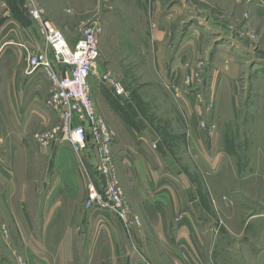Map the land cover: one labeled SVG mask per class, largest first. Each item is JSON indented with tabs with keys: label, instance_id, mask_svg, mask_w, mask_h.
I'll use <instances>...</instances> for the list:
<instances>
[{
	"label": "rangeland",
	"instance_id": "374dc122",
	"mask_svg": "<svg viewBox=\"0 0 264 264\" xmlns=\"http://www.w3.org/2000/svg\"><path fill=\"white\" fill-rule=\"evenodd\" d=\"M154 1L39 0L46 16L56 22L64 31L66 38L73 40L81 36L83 26L92 21L100 24L101 56L91 75L92 96L97 106L100 108L104 106L108 113H111L109 116L114 119H108L107 122L114 127L117 135L110 161L102 157L95 144L94 148L92 147L94 150L89 151L90 155L86 154L82 158L64 149L65 144L62 143L55 154L47 155L50 149L46 146L49 144H41L36 136L48 133L59 124L50 116L48 125L44 124L41 127L38 125V128L34 126L32 129L28 127L27 133L24 131L27 136L36 139L35 143L31 141L32 147L29 149L30 158L38 167L33 176L38 179L46 178L48 174L45 167L51 163L73 161L82 180L88 177V169L93 175L91 180L103 182L101 176L103 174L106 183H116L121 188L124 216L122 218L115 213L112 214L121 220L125 227H141L146 223L152 225L157 220L162 221V224L168 222L166 219H156L159 214H154L153 219L144 213L148 211L144 209L145 199L141 195L138 196L137 191L142 188L146 193V200L149 199L152 205H156V201L164 202L163 208L174 218V225L180 221L182 212L188 209L195 217L206 219L204 224L206 228L214 227V230L207 229L208 232H212L210 243L217 240L220 245H226L227 248L235 245L240 249V254H246V257L251 258L253 264H264V223L258 227V232L253 231V237L243 233L245 222L251 216H264V68L258 66L252 71L251 68L243 66L233 78L234 82L226 83L228 86L225 91L226 100L232 107L225 106L224 100L218 108L216 119L213 120L214 108L208 89L211 83L206 61L208 58L197 59L203 63L195 64V72L182 74V68L186 69V66L177 65L176 55L177 59L183 57L182 59L188 60L186 47L168 43L159 44L160 46L155 48L151 42L141 43L138 40L129 43V47L123 42L130 37L135 40L145 37L149 33ZM162 1L166 5L174 3L177 7L188 4V14L181 15L183 20L188 16L195 20L197 15L202 14L199 11L198 0ZM5 11L8 15L4 18ZM232 12L234 22L237 18H247V13L243 14L235 7ZM158 13L164 16V8ZM225 13L229 14L228 11ZM0 18V39L14 40L13 44L9 45L12 48L14 71H22L24 76L29 77L37 75L32 84L41 85L43 88L45 104L51 87L48 79H45L41 72L27 73L26 54L20 43L16 42V35L14 33L10 35L12 38L10 40L5 39V36L10 38L9 34L2 35L4 25L10 23L15 26L18 33L22 31L25 41H31V36L36 32L34 22L25 16L17 0H0ZM220 28L227 34L231 33L222 25ZM229 29L234 34L237 31L235 25H231ZM238 34L243 40L240 41L246 42L244 44L247 48L240 45L241 49L238 50L237 56L249 59L250 55L248 56L244 50L250 49L255 52L256 45L249 42L255 39L254 34L248 28L247 31L241 30ZM27 38L30 40H26ZM212 41L213 38L208 36L206 42L211 43V48ZM153 47L156 50V57ZM159 47L162 49L159 50ZM217 71V68L213 69L212 75L214 73L215 77H218ZM204 73L208 75L205 85L201 83ZM106 74H111L124 84L128 92L127 98H118L113 93L108 82L103 80ZM42 79L44 81H41ZM250 81L254 88L252 95L254 101L250 99ZM31 92L27 91L26 97L31 95ZM233 102H236V107L232 105ZM41 109L45 110L44 114L47 116L50 113L54 114L46 105ZM16 111L18 114V108ZM23 116L19 118L18 124H12L13 126L8 129L13 133L14 130L20 132V125L24 126V122L21 123ZM1 117L3 116L0 115V119ZM121 126L124 128L123 132ZM194 132H200L201 143L195 141ZM132 134L134 138L131 137ZM7 143L12 151L14 142ZM124 145H132L137 149L144 147L147 153V156L138 154L146 158L144 161L136 160L141 164L145 179L139 175L140 182L135 183V187L122 168L120 151ZM35 149L40 150V156L34 154ZM44 149L46 150L43 151ZM4 160V155L0 154V162ZM88 186L89 183L87 189ZM35 190L40 188L32 189ZM99 211L101 212L98 216L102 218L97 224H102L101 226L110 224L104 222L103 213L108 211L105 209ZM230 229L233 230V233H230L231 238L228 236ZM232 238H235V244ZM250 242L252 246L248 245Z\"/></svg>",
	"mask_w": 264,
	"mask_h": 264
},
{
	"label": "crops",
	"instance_id": "0c3cea01",
	"mask_svg": "<svg viewBox=\"0 0 264 264\" xmlns=\"http://www.w3.org/2000/svg\"><path fill=\"white\" fill-rule=\"evenodd\" d=\"M198 2L202 14L199 16L196 14L195 20L189 16L183 20L181 15L188 14V4L177 3L180 5L177 7L174 3L166 5L162 0H155L149 33L145 37L136 40L130 37L123 42L127 46L138 40L141 43L151 42L155 48L160 46L159 44L168 43L186 47L188 60L182 59L183 57L177 59L176 55L177 65L186 66V69L182 68V74L195 72V64L199 62L197 59L208 58L206 61H208L211 81L208 89L214 108L212 116L214 120L224 100L225 106L232 107L226 100L225 91L228 88L226 83L234 82L233 78L243 66L251 68L252 71L258 66L264 68V0H198ZM234 7L243 14L247 13V18H237L234 22L235 17L232 12ZM163 8L165 15L161 16L158 12ZM227 11L229 14L225 13ZM7 15L8 12L5 11L4 18ZM25 16L32 20L26 14ZM47 18L56 24L53 19ZM33 22L36 32L31 36V41H25L22 31L21 35L10 23L9 26L4 25L2 35L10 36L14 33L16 42H19L21 47L23 44L43 46L44 38L37 23ZM221 25L231 33L222 31ZM231 25L237 28L235 34L229 29ZM182 28L184 29L181 30ZM247 28L255 37L249 42L250 44L253 42L256 46L255 52L245 49L244 52L250 57L242 59L237 56L238 50L241 46L245 48L247 46L238 33L241 30L247 31ZM18 34L22 36L20 39ZM208 36L213 38L212 48L211 43L206 42ZM79 37L74 38L75 40L70 38L67 40L75 43ZM7 38L12 39L11 36L10 38L5 36V39ZM2 40L0 39V115L3 117L0 119V154L4 155L5 160L0 162V264H18V259L26 264H253L251 258L246 257V254H240V249L235 245L227 248L226 245H220L217 240L210 243L212 232H208L207 229L214 230V227L206 228L204 226L206 219L195 217L188 209L182 212L180 221L174 225V218L163 208L164 202L156 201V205H152L149 199L146 200L147 196L142 188L136 190L139 192L138 196L141 195L145 199L144 209L148 211L144 213L148 218L153 219L154 214H159L156 219H166L168 222L162 224V221L157 220L152 225L146 223L141 227H125L113 214L104 212V222L110 224L104 226L97 224L102 218L98 216L101 211L86 206L87 184L90 183L93 175L86 168L88 177L82 180L79 169L73 161L51 163L45 167L48 174L46 178H35L33 172L38 167L31 160L29 149L32 147L31 141L35 143L36 139L25 133L28 127L32 129L38 125L40 127L44 124L48 125L53 117L59 122V118L50 112L48 116L44 114L45 110L41 109L43 105L45 106L44 90L41 85L32 84L37 75L29 77L24 76L22 71H14L12 48L9 46L14 40ZM154 47L153 52L156 57ZM160 49L162 48L159 47ZM202 63L203 61H200L198 64L202 65ZM215 68L218 69V77L211 73ZM179 72L181 74V71ZM250 76L252 80L253 73ZM43 77L47 79L44 75ZM207 79L208 75L204 73L201 83L205 85ZM250 82L251 99L254 88L252 81ZM29 90L30 92L32 90L31 95L26 97V92ZM251 101L254 99L252 98ZM232 105L236 107V102ZM103 107L97 106L105 119L107 121L114 119L110 118L111 113ZM22 116L21 123L24 122V126L20 125V132L13 128V133L8 128H11L12 124H18ZM121 130L124 131L122 126ZM193 135L195 141L201 143L200 132H194ZM131 137L134 138V134ZM7 141L11 144L14 142L12 151L8 148ZM61 143L65 144L64 149L72 153L66 142L54 139L50 140V146H46L50 149L47 155L55 154ZM94 144L89 141L83 157L86 154L90 155L89 151L94 148ZM39 151L35 149L34 154L40 156ZM141 153L147 156L144 147L137 149L132 145H124L120 151L122 168L125 175L127 174L132 180L134 187L135 183L140 182L139 175L144 178L141 164L139 161L136 162L137 159L146 160L145 156H138ZM35 187H39L40 190L32 191ZM262 223L264 216H251L245 222L244 235L250 234L251 237L254 232L259 231L257 229ZM230 233H233V230L230 229L228 234L231 238ZM232 239L235 244V238ZM248 245L250 246L251 242ZM245 250L246 248H244L246 253Z\"/></svg>",
	"mask_w": 264,
	"mask_h": 264
},
{
	"label": "built area",
	"instance_id": "2783aa9c",
	"mask_svg": "<svg viewBox=\"0 0 264 264\" xmlns=\"http://www.w3.org/2000/svg\"><path fill=\"white\" fill-rule=\"evenodd\" d=\"M31 19L35 21L44 38L43 46L23 44L29 74L41 72L50 83L46 107L59 118V124L37 140L47 145L50 140L61 139L72 153L83 157L89 141H92L107 161L111 160L117 131L109 125L98 110L92 96L91 75L96 67L100 51V24L92 21L83 26V34L70 43L63 31L46 17L39 0H26ZM103 80L118 98H127L124 84L104 75ZM105 173V172H104ZM90 180L86 206L95 210L105 209L123 218L122 190L116 183ZM18 264H26L18 259Z\"/></svg>",
	"mask_w": 264,
	"mask_h": 264
},
{
	"label": "water",
	"instance_id": "95a60500",
	"mask_svg": "<svg viewBox=\"0 0 264 264\" xmlns=\"http://www.w3.org/2000/svg\"><path fill=\"white\" fill-rule=\"evenodd\" d=\"M18 1V4L20 6V8L22 9V11L28 16L31 18V15H30V11L28 9V6H27V3H26V0H17Z\"/></svg>",
	"mask_w": 264,
	"mask_h": 264
}]
</instances>
